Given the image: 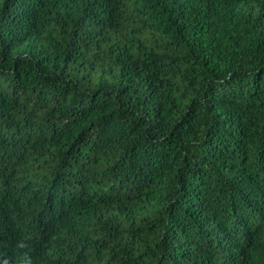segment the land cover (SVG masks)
<instances>
[{
	"label": "trees",
	"instance_id": "obj_1",
	"mask_svg": "<svg viewBox=\"0 0 264 264\" xmlns=\"http://www.w3.org/2000/svg\"><path fill=\"white\" fill-rule=\"evenodd\" d=\"M0 264H264V0H0Z\"/></svg>",
	"mask_w": 264,
	"mask_h": 264
}]
</instances>
